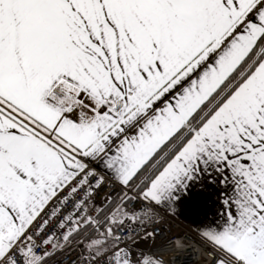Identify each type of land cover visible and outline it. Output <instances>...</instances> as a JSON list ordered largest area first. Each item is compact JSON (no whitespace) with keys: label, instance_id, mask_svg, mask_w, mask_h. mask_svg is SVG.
<instances>
[{"label":"snow or ice","instance_id":"1","mask_svg":"<svg viewBox=\"0 0 264 264\" xmlns=\"http://www.w3.org/2000/svg\"><path fill=\"white\" fill-rule=\"evenodd\" d=\"M100 166L128 192L94 216ZM197 185L219 204L216 264H264V0H0V264L105 225L82 264H133L108 238L154 209L128 204Z\"/></svg>","mask_w":264,"mask_h":264},{"label":"built area","instance_id":"2","mask_svg":"<svg viewBox=\"0 0 264 264\" xmlns=\"http://www.w3.org/2000/svg\"><path fill=\"white\" fill-rule=\"evenodd\" d=\"M96 171L99 176L105 177L106 182L92 193L88 204L93 200L98 208H105L128 192L127 189H123L121 185L115 183L108 174L98 168ZM93 184H95V180H93ZM128 194L137 195L134 191ZM106 197H111V200H106ZM81 198H83V193L79 196H73L71 200L79 201ZM88 204L86 205L87 208ZM144 207L154 209V214L150 219L142 218L141 221L135 223L131 220H125L123 229L116 226V236L121 238L119 242L116 241L119 248L130 247L135 242L148 238L145 236L146 233H152L150 238L153 240V244L148 254L159 258L164 264H214L217 262L218 255L214 245L159 206L147 204L144 201L128 204L129 209H135L138 213ZM64 209L63 215L54 218V225H57L70 212L75 211L71 202L66 203ZM71 226V224L67 225V227ZM67 227L58 230L50 228L45 235L54 232L57 237H61ZM39 242L38 239L37 243ZM61 243L63 242L61 241ZM111 254L112 252H108L109 257ZM87 255L82 242H76L70 246L64 244L63 247L56 250L48 264H82ZM101 264H106V262L102 261Z\"/></svg>","mask_w":264,"mask_h":264},{"label":"crops","instance_id":"3","mask_svg":"<svg viewBox=\"0 0 264 264\" xmlns=\"http://www.w3.org/2000/svg\"><path fill=\"white\" fill-rule=\"evenodd\" d=\"M102 172L106 173L103 170V166L98 167ZM108 174V173H106ZM109 175V174H108ZM110 176V175H109ZM111 177V176H110ZM114 202H118V199H116ZM110 206H106L105 209H108ZM111 207H115V203L111 205ZM172 216L179 220L180 222L186 224L189 226L192 230L197 232L199 235L204 237L202 233L204 230L210 225L213 224L214 221L218 220L217 211L219 209L218 202H215V197L209 198L208 194L204 191L202 187L197 185L192 193L185 199L180 200L179 202L171 204V206H159ZM92 208H98L94 203L93 200H91L88 204V210L90 214H93L95 216V213H92ZM108 213L105 212L104 215H107ZM103 219V217H100ZM107 227L105 225L104 227H101L97 230L88 229L84 232H82L79 235H74L72 240L67 243L66 246H70L73 243L76 242H82L84 244V247L89 243L91 239L97 238L100 233L104 231V228ZM114 229H116V226H113ZM116 236V230L114 231V236L108 238V252H114L115 248L114 246L117 244L114 237ZM207 240V239H206ZM136 247L131 248V252L129 253V258L133 261V264H135L136 261H142L144 253H139L138 251L140 247H143L146 243L153 244V240L148 237L146 239L141 240L138 242ZM114 248V249H113ZM86 251V247H85ZM87 252V251H86ZM216 264V262L214 263Z\"/></svg>","mask_w":264,"mask_h":264},{"label":"rangeland","instance_id":"4","mask_svg":"<svg viewBox=\"0 0 264 264\" xmlns=\"http://www.w3.org/2000/svg\"><path fill=\"white\" fill-rule=\"evenodd\" d=\"M173 217H174V216H173ZM138 242H140V241H138ZM138 242H135V243H134L133 245H131L130 247L123 248V249L128 250V251L131 252V248H132V247H136L137 244H139ZM73 244H74V243H73ZM151 246H152V244H150V243H146L145 245H143V247H140V249H139L138 251H140L139 253L148 254V251H149V249H150ZM116 247H118L117 244L114 246L115 250H116ZM114 248H113V249H114Z\"/></svg>","mask_w":264,"mask_h":264},{"label":"trees","instance_id":"5","mask_svg":"<svg viewBox=\"0 0 264 264\" xmlns=\"http://www.w3.org/2000/svg\"><path fill=\"white\" fill-rule=\"evenodd\" d=\"M113 203H114V201H113L111 204H109V206L113 205ZM66 245H67V244H66Z\"/></svg>","mask_w":264,"mask_h":264}]
</instances>
